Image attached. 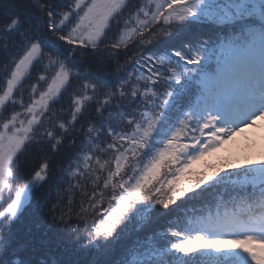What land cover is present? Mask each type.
Returning <instances> with one entry per match:
<instances>
[{
    "label": "snow or ice",
    "instance_id": "1",
    "mask_svg": "<svg viewBox=\"0 0 264 264\" xmlns=\"http://www.w3.org/2000/svg\"><path fill=\"white\" fill-rule=\"evenodd\" d=\"M197 27L211 36L176 50L179 63L154 47ZM194 73L204 118L185 113L156 146L174 88ZM242 78L253 124L264 0H0V264H264V213L228 211L232 196L183 221L151 215L229 168L259 186L264 209V163L192 169L243 130L218 126L239 115ZM34 213L48 219L43 239L17 230Z\"/></svg>",
    "mask_w": 264,
    "mask_h": 264
},
{
    "label": "trees",
    "instance_id": "2",
    "mask_svg": "<svg viewBox=\"0 0 264 264\" xmlns=\"http://www.w3.org/2000/svg\"><path fill=\"white\" fill-rule=\"evenodd\" d=\"M211 31L212 30L207 27H197L193 32L173 33L170 37L157 41L154 47L167 50L172 56V59L179 63L180 58L175 57V51H181L185 55L189 54V50L185 47V44H191V46L195 48L198 39L207 36L210 37ZM194 35L196 38H193ZM198 79V73H194L193 79L185 78L174 88L173 95L169 98V103L163 110L162 119L158 122L153 140L156 146L161 145L163 140L170 135L171 131L177 126L179 119L182 118L185 113L192 112L194 125L197 119L204 118L205 113L203 111H197L194 108L196 97L199 95ZM231 163H238L241 165V168L258 167L261 163H264V151H243L241 153L233 148L229 149V153L215 151L202 160L194 162L192 169L193 171H200L205 169L207 165L218 167ZM240 170L241 169L232 168L225 170L215 181L206 185L198 192L190 193L185 199L180 200L177 206H174L169 211L161 213L157 209L152 212L151 215L160 216L162 220L171 218L173 215H178L181 221H183L198 213L206 214L209 209L215 211L218 203L220 204V211H224L225 208L221 198H223V201H228L231 196L233 199L228 203V211H237L245 215L253 216L261 215L264 213V209H261L258 201L260 188L258 185L254 186L251 184L242 187L239 184L242 179V173L239 172ZM248 193L254 194L251 199L241 198L242 194L246 196ZM47 223L48 219L46 216L34 213L26 216L16 227L21 235H25L30 229L33 235L43 239ZM135 224V221L129 224L127 226L128 231H134ZM90 258L91 257L88 255L80 257L84 264H86V261Z\"/></svg>",
    "mask_w": 264,
    "mask_h": 264
},
{
    "label": "rangeland",
    "instance_id": "3",
    "mask_svg": "<svg viewBox=\"0 0 264 264\" xmlns=\"http://www.w3.org/2000/svg\"><path fill=\"white\" fill-rule=\"evenodd\" d=\"M246 78H242L237 88V95L240 96V113L230 119L221 117L218 120V126H227L230 128L242 127L243 130L235 132L231 137L227 138L224 144L216 149V152L229 153V149H237L241 153L243 151H264V117L257 116L256 122L248 124L255 108L245 105ZM258 107V105H257ZM214 115L218 113L213 112ZM248 124V125H246ZM212 154V153H211Z\"/></svg>",
    "mask_w": 264,
    "mask_h": 264
}]
</instances>
